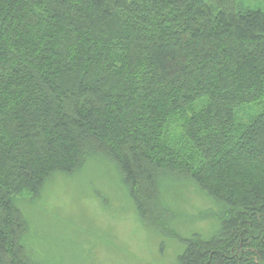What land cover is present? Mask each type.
Here are the masks:
<instances>
[{"label": "trees", "instance_id": "16d2710c", "mask_svg": "<svg viewBox=\"0 0 264 264\" xmlns=\"http://www.w3.org/2000/svg\"><path fill=\"white\" fill-rule=\"evenodd\" d=\"M92 160L108 192L113 164L145 225L181 244L174 264H264V12L0 0V264H42L25 206Z\"/></svg>", "mask_w": 264, "mask_h": 264}, {"label": "rangeland", "instance_id": "374dc122", "mask_svg": "<svg viewBox=\"0 0 264 264\" xmlns=\"http://www.w3.org/2000/svg\"><path fill=\"white\" fill-rule=\"evenodd\" d=\"M237 2L240 7L264 12V0ZM104 163L107 165L105 161H89L74 178L68 177L64 183L55 186L49 202L41 198L40 204L25 206L26 218L30 222L27 244L31 250L28 255L42 264L176 263L181 244L164 237L165 232L158 236L156 231L153 232L156 227L150 229L145 225L126 181L120 178L111 162L117 191H110V187L109 192L106 190L105 183L108 182L104 181V173L99 168ZM169 184L180 183L169 181ZM191 184H186L190 192L193 191L189 202L199 204L194 199V191L198 190ZM111 188L114 190L113 185ZM175 212L171 215V222L176 225L185 222L186 227L192 226V220L183 221V215ZM205 225L211 228L209 224ZM162 239L167 241L164 252L160 248Z\"/></svg>", "mask_w": 264, "mask_h": 264}]
</instances>
